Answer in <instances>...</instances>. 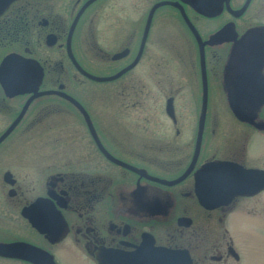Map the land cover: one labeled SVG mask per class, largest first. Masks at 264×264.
I'll return each mask as SVG.
<instances>
[{
	"label": "flooded vegetation",
	"instance_id": "1",
	"mask_svg": "<svg viewBox=\"0 0 264 264\" xmlns=\"http://www.w3.org/2000/svg\"><path fill=\"white\" fill-rule=\"evenodd\" d=\"M87 1L13 0L0 11V137L12 126L0 140V247L30 246L20 256L0 252V264H152L155 253L175 254L166 264L239 262L234 243L247 242L243 235H250L252 220L264 223V0H222L211 16L183 0ZM162 1L181 5L199 40L172 4L156 7L149 21ZM241 8L239 15L231 13ZM176 20L197 49V62H191L195 105L180 97L186 72L157 71L166 63L153 55L156 45H180L170 24ZM86 32L105 73L86 65L91 55L75 41ZM67 47L78 67L95 76L134 62L109 82L125 77V89L162 93L165 119H97L84 87L98 81L76 67ZM157 75L164 77L163 87L152 89ZM44 91L51 92L33 97ZM60 93L81 105L88 122ZM35 140L55 149L13 152L17 157L6 150ZM219 161L239 170L242 192L216 204L220 190L214 187L207 206L199 194L214 173L208 165ZM45 217L53 231L61 218L65 234L31 225L30 219ZM239 225L240 232L234 230ZM236 234L243 236L239 242Z\"/></svg>",
	"mask_w": 264,
	"mask_h": 264
},
{
	"label": "rangeland",
	"instance_id": "2",
	"mask_svg": "<svg viewBox=\"0 0 264 264\" xmlns=\"http://www.w3.org/2000/svg\"><path fill=\"white\" fill-rule=\"evenodd\" d=\"M172 28L176 30L175 38L180 41V45L175 43H170L169 45H161L160 47L156 45L153 48V55L156 62H161L160 64L166 63L165 68H162L163 65L157 66V71L167 72L169 68L173 67L172 72L175 76H181V71L186 72L187 84L186 89L183 92L182 97L185 100V103L188 104H197L198 91L196 90V79L194 77V68L192 67L191 62H197V49L194 44L187 42L188 36L184 31L182 25L176 20V22H170ZM98 23L95 28V38L99 39V32L97 31ZM167 28V27H166ZM171 28V29H172ZM170 31V30H169ZM93 37L89 33H84L81 36L78 34L75 35V41L79 47L91 55V61L86 62V65L95 73H105L104 67L101 64L100 55L93 47H90L89 43ZM14 47V46H13ZM13 50H19L12 48ZM88 55V54H87ZM89 57V56H88ZM185 61L184 64L181 62ZM182 67L185 70L181 69ZM157 78L154 85L151 86L154 88H162L163 79L162 75H157ZM125 80V77L118 81L114 82H89L85 85L90 95L89 105L92 110V113L96 115L97 119L103 120H131V119H154V120H164V105L166 96L162 93L156 92L155 95H141L135 93L131 87L125 89L122 86V82ZM159 82L161 84H159ZM121 87L123 90H121ZM107 90L108 93L103 95L102 92ZM135 105V106H133ZM151 112H149V110ZM154 110V112H153ZM103 111V112H102ZM153 112V116L151 113ZM95 118V119H96ZM20 143V142H17ZM15 144V143H14ZM60 146H65L60 144ZM55 149L54 144H43L37 140L29 144H15L10 145L6 150L9 152H38V151H53ZM15 154V153H13ZM14 156L17 157L15 154ZM21 161V160H18ZM248 232L250 235H243L247 242L241 246L235 244V249L241 255L239 262H233L232 264H264V223L262 221L252 220L247 226ZM239 228L234 230L239 231ZM31 229L27 227L24 230L26 233H31ZM21 235V232H19ZM232 236L233 235H229ZM242 235H234L235 240L240 241V238H243ZM231 237V238H232ZM233 239V238H232Z\"/></svg>",
	"mask_w": 264,
	"mask_h": 264
},
{
	"label": "water",
	"instance_id": "3",
	"mask_svg": "<svg viewBox=\"0 0 264 264\" xmlns=\"http://www.w3.org/2000/svg\"><path fill=\"white\" fill-rule=\"evenodd\" d=\"M11 1H13V0H0V11L3 10V8L7 4H9ZM90 1L91 0L87 1V3H89ZM183 1L186 2L188 5H190L196 11H199V12H201V13L207 15V16H211V15L215 14L216 10L219 8L220 3L222 2V0H183ZM87 3H85V5ZM163 4H172V5L176 6L179 9L182 18L184 19V21L187 24L188 28L193 33V35L196 38V40H199V36H198L194 26L191 24V22L187 18V16H186L183 8L181 7V5H179V3H177V2L162 1V2L156 3L152 7V9H151V11L149 13V21H150L151 15L153 13V10L156 7H158L160 5H163ZM85 5H83L82 8H84ZM243 8H244V6H243ZM243 8H241L240 10H231V13H233L234 15L237 16V15H239L242 12ZM77 16H78V14H77ZM77 16H76V18H77ZM76 18H75V20H76ZM72 28H73V25L71 26V28L69 30V35H70L71 31H72ZM67 48H68V55H69L70 59L73 61V63L76 65V67L85 76H87L88 78H90V79H92L94 81L102 82V81L114 80L115 78L119 77L123 72H125L128 69H130L134 65V62H133L130 65H128L125 68H123L122 70H120L119 72H117V73H115L113 75H110V76H95V75L86 73L83 70H81L78 67V65L76 64V62L74 61L73 56L70 53L69 47H67ZM141 49H142V45H141ZM199 59H200L201 70H202V73L204 74L202 47H200V49H199ZM17 64L18 63H16V65ZM203 79H204V75H203ZM27 88L29 90H31V91H35L36 90L35 87H31L30 85H27ZM49 92H51V91H44V92H41V93H36V94L33 95V97L35 95H37V94H45V93H49ZM60 94L63 95L66 99H68L70 102L74 103L76 105V107L83 113L85 120L88 122L89 118H88L86 112L81 107V105L75 99H73L72 97H70V96H68V95H66L64 93H60ZM28 102H29V100L24 104L20 114L16 118V121L18 120V118L21 116V114L25 110ZM205 102H206V92H205V80H204L203 104H205ZM170 108H171V99L169 98L166 101V111L169 112ZM16 121H14L12 125H14V123ZM11 127H9L5 131V133L0 137V140H1V138L4 135L7 134V132L10 130ZM106 156L109 159L113 160L114 162H117V163L121 164L120 161L114 159L110 155L106 154ZM208 166H209L208 168H210V171H214V173L209 176L210 178H209V180L207 182V184H208L207 188L206 189L204 188L202 190L201 195L199 194L200 201L203 204H206L207 206H209L208 203L212 202L214 187H216V188H218V190H220L219 199L217 201H215L216 204H225L229 200V198L231 197V194H237L239 192H242V184L243 183L241 182V185L239 184V170H236V172H234V168H233L234 166L231 163L226 162V161H219V162H214V163H212V164H210ZM232 173H235V174H232ZM39 200H41V199L36 200L32 204V207L38 206L40 204ZM209 200H211V201L209 202ZM217 202H219V203H217ZM30 222H31V225L35 229H37V231H39V232L49 233L50 235H64L65 234V229L63 227V225H64L63 223L64 222H62L61 218H60L59 230L56 229L54 231L51 229L52 222H51V219L49 217H47V218L45 217L43 220L30 219ZM46 226L49 229H46ZM26 248L30 249V246L29 245H25L23 243H19V244H16V243L14 244L13 243V244L1 246L0 247V252L8 253V254L17 253L15 255L20 256L19 255L20 251H22V250H24ZM174 257H175V254H171V255L166 254L164 256L163 254L155 253L153 255V257H152L154 259V262L152 264H166V263L163 262L164 259H166V258L173 259ZM170 264H174V263H170Z\"/></svg>",
	"mask_w": 264,
	"mask_h": 264
}]
</instances>
